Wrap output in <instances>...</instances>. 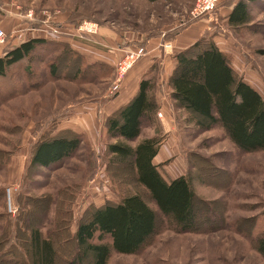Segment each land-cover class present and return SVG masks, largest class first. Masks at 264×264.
I'll return each mask as SVG.
<instances>
[{
    "label": "rangeland",
    "instance_id": "rangeland-1",
    "mask_svg": "<svg viewBox=\"0 0 264 264\" xmlns=\"http://www.w3.org/2000/svg\"><path fill=\"white\" fill-rule=\"evenodd\" d=\"M196 1L0 0V29L14 32L9 34L8 40L12 46L19 45L38 37L33 29L43 27L39 17L46 13L52 16L47 22L57 26H62L66 18L77 23L87 20L98 23L100 29L107 28L112 35H125L141 42L148 38L173 42L181 36L185 46L191 40L211 37L229 56L238 75L264 97V56L259 53L264 50L263 4L250 6L252 18L247 26L230 28L224 17L225 8L218 7L204 18L206 27L197 28L195 25L200 20L191 16ZM31 11L34 18L27 22L24 17ZM62 34L56 40L73 47L75 43L97 44L76 34ZM102 45L99 42L96 46L104 53ZM79 49L88 51L82 46ZM6 50L7 47L3 53L0 51V57ZM43 66L37 63L38 74L47 80L37 90L32 91L28 83H38L41 77L29 81L20 77L19 88H14L10 82L0 85V264L5 263L8 256L23 259L22 249L28 247L27 225L30 223H41L40 230L45 237L60 234L58 257L65 261L77 251L74 236L88 209L117 203L133 193L150 201L128 165L112 162V167L106 170L107 145L111 141L106 134L105 120L95 116L91 119V111L96 110L92 109L93 103L102 107L117 98L121 89L114 90L116 72L103 70L102 75L107 78L110 74L109 79L84 85L65 79L52 80L46 76ZM152 66V78L161 84L156 97L158 93L159 97L162 95L160 101H166L172 114V121L165 126L157 114V132L164 140L161 149L165 155L163 158L160 154L156 159L159 163L163 158V162L156 164L158 170L166 180L180 176L190 178L196 195L215 203L213 208L221 214L225 225L210 234H181L174 232L167 219H163L159 232L143 251L136 255L113 252L109 264H264V256L253 243L264 233V151L241 152L219 126L209 131L199 130L186 111L175 108L163 62L156 60ZM79 105H83L84 112L77 113L81 110ZM71 127L81 134L77 155L48 169H30L35 141L43 134L54 135L59 129ZM155 132L156 126L145 124L133 145L152 137ZM9 189L12 190L11 203L16 208L14 214L8 208ZM32 202L40 206L33 222L27 217ZM150 205L158 210L154 203ZM18 216L17 221L23 223L18 228L22 248L14 247L10 239Z\"/></svg>",
    "mask_w": 264,
    "mask_h": 264
},
{
    "label": "trees",
    "instance_id": "trees-1",
    "mask_svg": "<svg viewBox=\"0 0 264 264\" xmlns=\"http://www.w3.org/2000/svg\"><path fill=\"white\" fill-rule=\"evenodd\" d=\"M140 1L158 3L175 0ZM258 2L264 6V0H228L218 7L231 8L225 18L227 25L235 29L251 22L250 3ZM79 21L77 23L66 18L62 25L79 26L84 22ZM151 39L155 38L142 42L136 39L129 42L127 47L147 50ZM259 53L264 56V50ZM173 60L175 66L166 83L171 89L175 108L186 111L199 130L209 131L217 126L223 128L232 143L243 153L264 151V97L238 75L229 56L220 50L215 41L204 36L175 54ZM37 63L44 64L45 74L52 80L65 79L84 85L105 79L103 70L108 73L115 71L107 63L91 62L69 43L36 37L19 45L12 46L9 43L0 57V85L10 82L14 88H19L20 77H26L27 81L40 80ZM63 72H66L65 75ZM109 75L106 79L110 78ZM46 80L43 78L38 83L29 82L28 87L32 91L37 90L46 84ZM159 86L161 84L158 85L152 77L143 79L136 95L105 121L106 134L111 141L107 145L106 170L112 167V162L128 165L134 170L137 184L150 201L141 194L133 193L117 203L109 202L88 209L74 236L77 251L65 261H60L58 257L60 234L45 237L40 230L41 223H30L27 225L28 247L23 248L24 251L22 249L23 259L8 256L3 264H109L113 252L136 255L143 251L159 232L163 219H167L174 232L181 234H210L223 228L224 219L213 208L215 203L199 198L190 178L180 176L166 180L154 163L164 142L158 135L159 125L156 123L157 114L162 109L156 97ZM145 124L156 126V134L133 145L141 136ZM36 131L37 128L34 137ZM80 135L72 130L41 135L31 148L30 169H48L74 158L82 143ZM187 162L191 165L189 158ZM150 203H154L158 210ZM30 206L32 209L27 217L32 218L33 222L40 206L35 202ZM50 207L49 200L47 209ZM19 216L15 220L14 235L10 238L15 243L14 247L24 245L18 239V228L23 224L17 221ZM253 243L264 256V233Z\"/></svg>",
    "mask_w": 264,
    "mask_h": 264
},
{
    "label": "crops",
    "instance_id": "crops-1",
    "mask_svg": "<svg viewBox=\"0 0 264 264\" xmlns=\"http://www.w3.org/2000/svg\"><path fill=\"white\" fill-rule=\"evenodd\" d=\"M251 5H262V2L250 3V6ZM225 10H226V13H225L224 17H226L230 13L231 8H225ZM206 24H207V19H203V20H200V22H198L195 26L197 28H199L198 26L201 27L203 25L206 27ZM180 38H181V36H179L176 41L172 42L174 45V48H175L174 53H176V54L179 51L188 48L195 41H197L196 39L191 40V42L189 44L183 46ZM130 39L131 38H129V37H125V35H124V37L123 36L117 37L116 34L112 35V32L110 34V31H108L107 28L102 27L97 36H93L89 39H84V40H87L90 42H96L98 44V46H99V42H101V44H103L102 46H103L104 51H105L104 53H103V51H100V49H97L98 48V46H96L97 44L95 46H94V44H92V45L89 44L88 46H86V44L75 43L74 49H76L81 54L85 55L91 62L101 61V62L107 63V64H109L115 68L118 60L128 50V47H127L128 43L136 40V39H134V40H130ZM158 41H160V40L151 39L149 41V43L147 45L146 56L139 62V64H137L134 67V69H132L129 72V74L126 77V79L122 85V88H121L120 92L118 93V96L116 99H114L113 101H108L107 104L103 105L102 107L98 106L97 103H93L91 105L92 109H96V110L91 111V114H90L92 116L91 119L93 118V116H95V118L96 117L101 118V119L103 118L106 121L107 117L110 116L115 110H117L119 107H121L122 105L129 102L138 92L140 82L145 78L152 77V73H151V70L153 67L152 63L155 62L156 60L159 62H163V64L165 65V69L168 72L167 77H169L171 75V73L174 69V66H175V63L173 60V56L175 54L173 55V53H171V54L164 53V51H162L161 49L158 48V45H159V44H157ZM80 45L82 47H86V49L88 51H90L91 53H89L88 51H84L83 49L80 50L79 49L81 47ZM100 54H103V56ZM167 77L164 80H166ZM169 91L171 93V89ZM159 95L160 94L158 93L157 94V100L161 104V107H162L161 111L165 115V118L160 120V121L162 122V125L165 126L167 123L172 121V114H171L169 105L166 103L165 100H162V102H161L160 99H161L162 95L160 97H159ZM79 108H81V110H77L78 111L77 113L84 112L83 105H79ZM100 109L102 110L101 113L99 111ZM65 122H67V121H65ZM62 123H64V122H62ZM65 130H72V131L77 133V131H75V129L72 127L71 128H65V129H59V132L65 131ZM78 134H80V133H78ZM160 154L163 158H165V155H164L162 149H161L159 155ZM157 157L154 160L155 164H160L161 162H163V158L161 161H159V163L156 162Z\"/></svg>",
    "mask_w": 264,
    "mask_h": 264
},
{
    "label": "built area",
    "instance_id": "built-area-1",
    "mask_svg": "<svg viewBox=\"0 0 264 264\" xmlns=\"http://www.w3.org/2000/svg\"><path fill=\"white\" fill-rule=\"evenodd\" d=\"M223 0H197L194 9L191 12V16L193 19H199L206 15L211 14L221 3ZM34 18L33 11L27 14L24 19L27 22H32ZM36 18V15H35ZM41 22L43 23V27L35 31V36H41V38L56 40L58 35H63L62 32L65 34H72V35H79L82 39H89L93 36H97L100 31V26L96 22L92 21H84L79 26L74 25H62L57 26L50 22L52 16L46 13H43L40 17ZM54 21V19H53ZM56 26V27H55ZM14 32L7 33L4 30L0 29V51L3 53V50L9 45L10 41L8 40L9 34H13ZM63 40V39H61ZM58 41V40H57ZM159 49H162L164 53L171 54L175 52V48L172 42H164L160 41L158 45ZM147 50L144 48L138 49H128L124 55L118 60L115 72H116V79L117 84L114 88L115 91L121 89L126 77L128 76L129 72L134 69V67L146 56ZM159 119H164L163 112L158 113ZM12 190H8L9 196V212L14 214L16 212V208L11 203V193Z\"/></svg>",
    "mask_w": 264,
    "mask_h": 264
}]
</instances>
